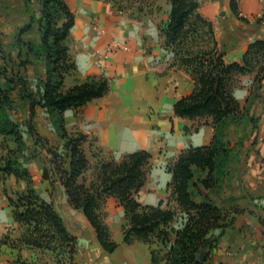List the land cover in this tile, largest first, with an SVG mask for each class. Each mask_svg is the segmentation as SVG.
I'll list each match as a JSON object with an SVG mask.
<instances>
[{
	"label": "crops",
	"instance_id": "1",
	"mask_svg": "<svg viewBox=\"0 0 264 264\" xmlns=\"http://www.w3.org/2000/svg\"><path fill=\"white\" fill-rule=\"evenodd\" d=\"M66 1L71 9L76 10L72 9L76 23L71 32L73 39L68 44L71 60L76 66L65 76V89L85 82L89 77H105L110 84L105 96L95 98L81 108L65 111L67 130L89 135L83 148L91 165L88 172L92 177L99 151L117 160L127 153L142 149L149 151L153 156L151 171L137 198L143 205L166 206L172 180L168 165L186 149L210 145L215 134L212 118L190 119L175 114V103L193 92L195 82L186 70L171 65L172 59L164 46L157 21L144 22L132 18L112 1L82 0L81 5ZM235 1L241 17L231 9V0H200V13L212 21L227 63L241 62L252 42L264 40V21L260 19L264 13V0ZM93 18L100 23H93ZM2 35L0 28L1 40ZM23 38L26 42L39 43L41 30L38 23H34ZM25 53L27 56V49ZM29 58L32 63L22 69V73L28 79L31 91L40 96L43 87L37 82L46 77L47 61L32 55ZM254 76V73L241 75L233 88L242 108L248 103L250 105L247 122L241 127L233 125L227 131V139L233 140V145L243 133L251 132L250 117L264 115V80L259 89L261 92L252 99L250 97ZM33 86L38 87L35 90ZM17 95L20 97L18 88L13 97ZM27 102L30 113V102ZM39 115H45V131L41 135L49 141L56 139L62 148L63 139L48 112L38 105L35 117ZM259 122L253 134V140L257 138L254 144L259 152L246 151L243 142L234 151L236 156L229 159L227 175L220 188H202L217 206L228 210L239 206L242 210L231 214L234 223L227 229L219 246L207 257L204 253L201 264H264V166L261 165L264 159V122L262 119ZM3 139L0 136V141ZM250 139L246 141L252 144ZM10 147L14 148L12 144ZM27 167L33 176L35 191L47 201L54 202L69 233L76 237L73 259L67 254L65 264H152L153 248H164L161 253L164 258L159 264H168L166 254L176 238L175 233L171 235V243L165 247L159 242L152 245L141 241L126 243L125 209L117 198L108 197L104 221L110 228L112 240L119 244L114 252H108L84 212L70 203L64 186L59 181L53 182L51 177L44 178L45 167L42 173L35 172L30 164ZM27 187V181L15 174H10L5 181L0 173V264H21L19 259L27 264H57L55 252L18 242L25 230L15 218L14 207L5 189L16 196L25 192ZM243 193L258 198L250 200ZM82 239L85 242L80 244Z\"/></svg>",
	"mask_w": 264,
	"mask_h": 264
},
{
	"label": "trees",
	"instance_id": "2",
	"mask_svg": "<svg viewBox=\"0 0 264 264\" xmlns=\"http://www.w3.org/2000/svg\"><path fill=\"white\" fill-rule=\"evenodd\" d=\"M169 1L172 8L167 25L162 29L164 46L174 53L173 64L186 70L195 82L193 92L175 103V114L190 119L212 118L215 134L210 145L186 149L168 165L172 180L166 206L143 205L138 201L137 195L152 167L153 156L145 149L127 153L118 160L102 156L99 151L96 154L95 176L89 182L86 180L91 165L83 144L89 135L69 132L65 125V111L81 108L93 99L105 96L110 84L105 77H89L85 82L65 89V76L76 66L68 46L76 17L66 0H40L42 8L39 14L27 7L29 22L16 35L19 55L23 47L28 52L20 62L21 66L32 63L29 55L47 61L46 77L38 83L43 87L40 96L31 91L28 79L14 66L8 70L11 75L4 64L0 66V136L5 139L13 136L17 144V148L5 146L6 154L0 158V173L5 181L10 174H15L26 180L28 185L25 192L16 196L5 189L14 207L15 218L25 230L18 242L55 252L57 264H65L67 254L73 259L76 237L69 233L54 202L47 201L35 191L29 168L16 157L23 143L19 126L11 115L15 108L13 92L17 88L20 97L30 102L28 134L36 146H46L53 154L51 168H44V178L51 177L53 182L59 181L64 186L70 203L84 212L108 252H114L119 245L112 240L110 228L104 221L108 197L117 198L125 209L126 243L141 241L152 245L158 240L165 247L171 243V235L175 233L176 238L166 254L168 264H201L200 255L205 253L207 257L216 249L234 223L231 214L242 210L239 206L231 210L217 206L194 179L195 169L200 168L207 173L201 179L203 187L214 188L217 184L216 169L226 162L228 154L235 148L226 140L227 130L236 121L242 123L246 115L245 108L233 93L235 82L239 76L256 71L251 95L257 96L254 90H259L264 80V40L252 42L241 62L227 63L212 21L200 13L199 0ZM29 2L26 0L27 6ZM231 9L241 17L235 0H231ZM260 19L264 21V13ZM34 23H38L41 30L37 44L26 42L23 38ZM0 58L3 62L13 59L3 47L1 37ZM38 105L48 112L63 139L62 148L49 146V139L33 127L32 120ZM251 120L255 121L254 118ZM172 200L176 203L174 207L170 206ZM163 249H152V264H159L164 258L161 255ZM18 262L27 264L20 259Z\"/></svg>",
	"mask_w": 264,
	"mask_h": 264
},
{
	"label": "rangeland",
	"instance_id": "3",
	"mask_svg": "<svg viewBox=\"0 0 264 264\" xmlns=\"http://www.w3.org/2000/svg\"><path fill=\"white\" fill-rule=\"evenodd\" d=\"M25 1L26 0H0V22H1L0 28L3 30L2 43H3V47L5 48V50H8L12 54V57H13L12 60L8 59L7 62H3V60L1 59L0 66L2 64H4L5 65L4 68L7 70V73H10L8 70H10V68L14 66L15 70L16 71L19 70L23 76L25 74L22 73V69H25L28 64L25 66H21L20 62L24 58H26V55H25L26 54L25 53L26 48L23 47L21 49L20 55H18L19 54V47L15 43V41H16V35L15 34H16V32H18V29H21L22 27H24L26 25V22L29 20V17L25 11V9L27 7L29 8V10L31 12H36L37 14H39V12L42 8L40 0H30L28 6L26 5ZM71 2H72V5H81L82 0H71ZM199 2H200V0H199ZM113 3H115V5H117L121 10L125 11L132 18L139 19V20H142L144 22H149L151 20L157 21L159 28H160V32L162 31V29H164L166 27L167 22L169 20L171 8H172L169 0H116ZM73 10L76 11L75 9H73ZM26 18H27V20H26ZM93 19H95V18H93ZM89 21L92 22V20H89ZM93 21H94L93 23H95L97 25L100 23L96 19ZM162 36H163V33H162ZM72 39H73V37L70 36L69 40L71 41ZM68 44H69V41H68ZM167 51L169 52V55L171 56V59H172L171 65L173 66L175 64L174 63V57H175L174 53L171 51L170 48L167 49ZM255 72H253V73H255ZM10 75H11V73H10ZM240 77L241 76H239L237 78L235 84L239 83ZM39 81L40 80H38L37 85H38ZM30 84H31V82H30ZM37 87L38 86H35L34 89L36 90ZM260 92H261L260 90H254V93H257V95ZM250 97L252 99L256 96L251 95ZM15 100H16L15 101V108H14V110L11 111V115H12L14 122L18 124L19 132H20V135L22 136V139H23V143L20 147L19 152L16 154V157L25 166H27V164H30L35 169V172L38 171V172L42 173V170L44 167H48L49 169L51 168L50 159L53 157V154L48 151L46 146H41V144L38 146L35 145L34 139L28 134V121L30 118L29 117L30 113H29V108H28V102L26 100L25 101L21 100V98L18 95L15 97ZM249 106L250 105L248 103L244 107L246 115L244 116L242 123H239V121H236L231 126L235 125V126L241 127V125H243V123L247 122L246 118L248 116V107ZM251 118H254V120L256 122L252 121ZM261 119L264 122V115L259 116V117L254 115L253 117H250L249 120L251 122H249L248 124L251 125V128L249 129V131L251 130V132H247V133H245V135H244V133L242 134V136L239 138L238 142L235 144L234 150L228 154V158H227L226 162L223 163L222 165H220L216 169L215 181H217V184L215 185L216 187L214 186V188H212V189H217V188L219 189L220 188L221 184L223 183V181L225 180V177L227 175L228 161L230 158L236 156L234 151L236 149H238V147H240V145L242 146L245 143L246 151L247 150H249V152H251V151L257 152L258 151V149L255 147V144H254V143H256L257 138L255 140H253V137H254L253 134L255 133V129H257V127H258L257 123H260L259 121H261ZM32 125L37 132H39L40 134H43L45 131L44 130L45 129V115H42V116L39 115V116L35 117L34 120H32ZM249 125H248V127H249ZM249 136L251 139L249 138ZM246 138L253 140L252 144L248 143V141H246L247 140ZM55 140L56 139H54V138L51 139L49 142V146H53L54 148H60L62 144L58 143V141L56 143ZM226 140H228L227 135H226ZM229 142H230L231 146H234L232 143L233 140H232V142L231 141H229ZM10 144H12V146L14 148H17V144L14 141L13 136H10L8 139H3L2 141H0V158L2 156H4V154H6L5 146L6 145L10 146ZM240 149H242V147ZM102 156L112 157L111 155H108V154H104ZM261 163H262L261 165L264 166V159H262ZM206 174H207L206 171H203L200 168L195 169L194 179L199 182V184L201 185V187L203 189H205V188L203 187V184H201V178L206 176ZM91 178H92L91 173L87 172V174H86L87 182H89L91 180ZM243 195H244V197H246L247 199H250V200H254V199L258 198L257 196L253 197V195L250 193H243ZM171 202H172L173 207H174L176 204L174 203L173 200ZM176 225H178V224H176ZM157 242H159V241L156 240L155 243H157ZM56 260H57V258H56ZM56 263H57V261H56Z\"/></svg>",
	"mask_w": 264,
	"mask_h": 264
},
{
	"label": "water",
	"instance_id": "4",
	"mask_svg": "<svg viewBox=\"0 0 264 264\" xmlns=\"http://www.w3.org/2000/svg\"><path fill=\"white\" fill-rule=\"evenodd\" d=\"M85 242V240L84 239H82L81 241H80V244H83ZM204 257H205V254L203 253V254H201V256H200V260H203L204 259Z\"/></svg>",
	"mask_w": 264,
	"mask_h": 264
}]
</instances>
